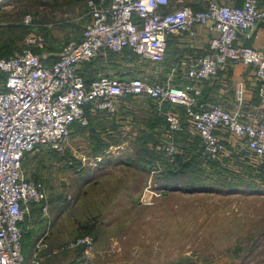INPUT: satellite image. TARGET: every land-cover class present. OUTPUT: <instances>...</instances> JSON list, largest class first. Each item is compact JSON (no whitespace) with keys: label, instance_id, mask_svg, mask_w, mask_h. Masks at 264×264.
<instances>
[{"label":"built area","instance_id":"2783aa9c","mask_svg":"<svg viewBox=\"0 0 264 264\" xmlns=\"http://www.w3.org/2000/svg\"><path fill=\"white\" fill-rule=\"evenodd\" d=\"M235 1L209 0L203 9L194 10L186 4L171 9L170 0H87L78 40L64 43L54 62L45 63L30 49L0 55V264H24L20 223L32 204H39L44 214L48 211L44 185L24 173L25 154L39 147L63 148L73 122L87 125L88 116L111 114L127 104L128 96L148 97L163 115L158 148L169 159L196 153L203 164L220 160L228 137L251 153L255 166H264V52L238 43L264 18V9L257 0ZM30 20L25 15L24 22ZM196 24L211 35L208 52L181 62V84L101 75L86 85L84 62L105 60L109 52L127 60L132 55L161 60L168 34L194 36ZM235 62L254 67L263 104L247 108L241 83L234 86L236 108L200 104L203 83ZM166 102L182 110L163 111ZM183 129L191 141H198L196 152L177 144L176 133ZM92 244L93 237L85 235L71 246ZM31 264L43 262L35 254Z\"/></svg>","mask_w":264,"mask_h":264},{"label":"rangeland","instance_id":"374dc122","mask_svg":"<svg viewBox=\"0 0 264 264\" xmlns=\"http://www.w3.org/2000/svg\"><path fill=\"white\" fill-rule=\"evenodd\" d=\"M85 1L0 0V36L6 32L3 30L15 27L14 52L38 48L39 55L45 58L56 56L66 41L80 36L86 19ZM25 15H30V22H24ZM45 46H50L55 53L52 55ZM142 61L140 66L145 64ZM116 63L119 70L125 68L126 63ZM141 101L144 100L141 98ZM131 110L138 120L126 111L115 112L118 130L111 131V136L121 142L104 147L101 154L105 155L99 160L93 152L96 140L90 138L87 129L76 127L63 148L39 147L25 155L24 173L30 179L42 181L48 211L44 214L36 205L20 223L24 230L21 240L24 264H31L35 254L43 264H98L90 255L98 245L92 248V245L71 244L89 235L106 245L113 230L132 224L171 226L172 210L174 238H168L172 233L167 230L147 233L140 230L127 240L136 244L124 250L132 264H146L147 258L150 264L169 261L171 250L175 264L198 261L264 264V166H256L259 173L254 172L251 178L238 182L232 191L223 188L226 185L216 179L210 182L219 185L200 191L157 189L155 172L149 173L133 160L134 145L129 138L136 134L137 125L130 126L128 121L138 122L146 111L133 105ZM109 136L101 132L98 138L110 142ZM112 146L118 147L112 149ZM107 150H111L110 156ZM169 201H175V207H167ZM156 246L159 249L154 253ZM107 262L110 264L111 260Z\"/></svg>","mask_w":264,"mask_h":264},{"label":"trees","instance_id":"16d2710c","mask_svg":"<svg viewBox=\"0 0 264 264\" xmlns=\"http://www.w3.org/2000/svg\"><path fill=\"white\" fill-rule=\"evenodd\" d=\"M13 30L17 29L15 27H8L6 30H3L6 32L1 33L2 38L0 36V55L2 56H8L12 54L14 52L13 48H16L17 40H15L12 36V34L14 33ZM78 38L75 40H78ZM67 42L68 41H66V43ZM9 44L14 45L10 46ZM6 45L7 47H5ZM46 48L51 50L52 55L53 53H55V51L50 46H45V49ZM3 51L5 53H3ZM39 51L41 50H38V48H34L32 52L39 55L41 54ZM54 56L55 55L50 58H45L43 56L41 57H43V61L45 63L50 64L55 61L58 54H56L55 57ZM142 60L143 58L136 55H132L128 60L122 59L116 53L109 52L108 57L105 60L98 59L84 62L82 68V75L87 86L92 80L98 78L101 75H111L115 77L132 76L145 78L143 74H140L139 71L141 65L140 62ZM116 61H118L120 65L123 64V62L126 63V65H124L125 68L119 70ZM183 80H185L184 76L180 78L177 83L174 84L179 85L182 83ZM141 98L144 101H141ZM141 98H134L132 96H128L126 99L128 106H126V103H124V105L118 111L120 114L121 112L126 111L129 113L130 116H132V105L134 107H144L146 115L145 117H142L141 120H139L138 122L135 121L137 125V132L129 138L131 144L134 145L133 149L135 153L133 155V160L137 165L141 166V168L147 170L149 173L155 172L154 183L157 189H183L186 191H200L208 187L210 188L219 185L210 182V180L213 181L214 179H216L217 181H221L223 185H226L222 186L223 188H228L230 189L229 191H232L231 188L237 186L239 184L238 182H242L247 178H251L254 172L259 173V168L257 169L255 163L251 162L252 156L248 150L242 152L244 155V161L242 162L243 164L241 167L244 169L239 168L240 166L235 167L234 163L229 162L228 156L223 157L222 159L217 161H208L206 164H203L201 162V160L197 157L196 153H191L189 157L178 155L174 156L172 159H169L158 148L162 132L161 130L163 129V125H165V120L155 114L153 109V103L148 97L142 96ZM136 101L137 103H139V101L141 102L137 104ZM169 104V102H166L165 108L168 107ZM129 106L130 109L127 110ZM140 109L142 110V108ZM181 110L182 109L180 108V111ZM114 116L115 112L111 114H103L101 116H88L87 125H81L79 122L76 121L72 123L71 128L72 130L74 127H76L77 130L87 129L89 131L90 138L96 140L95 148L93 147V152L95 155H100L104 147H107L112 143L116 145L121 142V140H117L115 138H112L111 136V131L118 130L114 121ZM132 117L136 119L134 116ZM101 132L110 134V142H103L102 139L98 138ZM154 134L156 135V137L154 136ZM183 134L184 133L182 132L178 133L177 141L181 143L180 145H183L184 147L196 152V149L198 148V141L193 140V143L191 145L186 146V138L181 136ZM234 158H236V156H234ZM70 163L72 164V162ZM245 168H248V170H245ZM250 169H252V171H250L251 173L248 172ZM262 174V176H264V173ZM208 180L209 183L207 182ZM37 181L42 182L41 180ZM228 181H231L232 183H229ZM31 207L33 209L37 208L36 206H34V204H32ZM33 209H31V212H33ZM38 209H41V206L38 207ZM25 220L26 219H24L21 223H23Z\"/></svg>","mask_w":264,"mask_h":264},{"label":"crops","instance_id":"0c3cea01","mask_svg":"<svg viewBox=\"0 0 264 264\" xmlns=\"http://www.w3.org/2000/svg\"><path fill=\"white\" fill-rule=\"evenodd\" d=\"M208 1L209 0H170V8L172 9V8H176L181 5L186 4V5L191 6V8L194 10H199V9H203ZM214 1H217L219 3L225 2V0H214ZM235 3L240 4L241 0H236ZM257 5L260 9H264V0H257ZM194 28L196 32L194 36H189L186 32H175V33L168 34L167 40H166V48H165L164 57L158 61H150L148 59L143 58V62L145 64L140 66V70H139L140 74H143V76L146 79L151 80V81L171 80V83L173 84L177 83V81L183 77L182 74L185 69L184 65L181 62L188 58L199 56L203 54L204 52H208L209 39L211 37L210 33L207 31L206 27L201 24H196ZM238 43L240 45L251 47L261 52H264V18L257 21L253 30L247 31L244 35H241L239 37ZM237 83H241L244 87L243 99L245 102V106H247V108H252L254 106L258 107L263 104L257 92V87L259 83L256 80L254 67L251 65L242 64L241 62L233 63L232 66H230L229 69H227V71L220 72L218 76L215 77L214 79L203 83L201 94L198 98V101L200 104L204 106L217 102V103H221L226 108L234 109L237 106V101L234 96V86ZM135 98H141V97H135ZM165 104H162V107H161L163 111H166V110L180 111L181 107L178 105L170 103L168 107L165 108ZM122 106L123 105H119L117 107V110H119ZM126 106H128V104H126ZM129 109H130V106L127 110ZM153 109L157 116H160L162 117V119H164L163 115L157 111L154 103H153ZM134 123L135 122L132 120L128 121V124L130 126L134 125ZM180 132L184 133L181 136L186 138L185 140L187 143L186 146L191 145L193 143V141H191V135L189 134L188 130L186 131L184 129L179 130L176 133L177 144L178 145L181 144L177 141V135ZM155 134L154 136L156 137ZM225 143H226V151L223 157L228 156L229 162L234 163L235 167L240 166L239 168H242L241 167L243 164L242 162L244 161L243 160L244 155L242 152L247 151V150L243 148L241 144H239L238 142L234 140H231L228 137L226 138ZM180 146H183V145H180ZM112 147H113L112 149H116L118 146H112ZM106 154H109L110 156L111 150H107ZM104 155L105 154L103 153V154L97 155V157L101 158ZM234 156H236V158H234ZM166 203H167V207L168 206L175 207V201H169ZM36 205L38 206L39 204H34V206ZM31 209L33 208L31 207ZM173 213L174 212L172 210L171 211V216H172L171 226L149 227L147 225H143V226L138 227L137 225L132 224L130 225V227L126 226L125 228L120 229V230H116V231L113 230L111 234L109 235V238H108L109 242H107L106 245H104L105 244L104 241L99 243L98 238L97 237L95 238L93 236V244L91 247L93 248L95 244L98 245V247L93 249L90 255L93 257V259L96 262H98V264H108L107 259L111 260L110 264H124V263L132 264L133 263L132 259L129 258V256L128 257L126 256V252H124V250L125 249L127 250L129 248V245L132 248L136 247L134 246L136 244L132 243V241L130 240L129 242H127V240L134 235L133 233L136 234L137 232H140V230H143L145 233H147L148 231H154V230H161V231L167 230L172 233L171 236L168 235L169 236L168 238H174L175 221L173 220V217H174ZM146 218L148 217L146 216ZM121 237L122 239L120 241L119 239ZM160 237L164 238V235H161ZM172 244L173 243H171V246ZM158 249H159L158 247L155 248L154 253L155 252L157 253ZM122 254H124V257L122 256ZM170 254H171V258L169 261L160 260L159 263L166 264V263L172 262L170 264H175L173 263L175 259L173 257L174 254L172 250ZM125 256L127 259L125 258ZM147 263L150 264V260L148 258L146 260V264ZM202 263L203 262L198 261L193 264H202ZM152 264H157V263L152 261ZM213 264H217V263L213 262Z\"/></svg>","mask_w":264,"mask_h":264}]
</instances>
